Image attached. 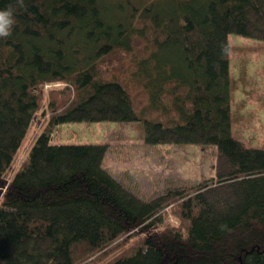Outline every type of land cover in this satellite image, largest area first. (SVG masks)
<instances>
[{"label": "trees", "instance_id": "obj_1", "mask_svg": "<svg viewBox=\"0 0 264 264\" xmlns=\"http://www.w3.org/2000/svg\"><path fill=\"white\" fill-rule=\"evenodd\" d=\"M121 2L0 0V264H264V149L233 133L229 37L264 41V0ZM72 121L216 145V176L145 200L106 145L50 144Z\"/></svg>", "mask_w": 264, "mask_h": 264}, {"label": "rangeland", "instance_id": "obj_2", "mask_svg": "<svg viewBox=\"0 0 264 264\" xmlns=\"http://www.w3.org/2000/svg\"><path fill=\"white\" fill-rule=\"evenodd\" d=\"M109 1L122 4L123 0ZM128 1L138 3V0ZM140 1L144 5L154 0ZM122 21L126 23L125 17ZM229 37L233 133L245 146L264 149V41L239 34ZM34 121L40 124L41 116L36 115ZM28 139L30 141V136ZM49 142L53 145H106L103 166L145 200L164 194L171 187L197 184L216 176V145L149 144L141 121L65 122L58 125ZM26 152L27 149H23L15 169ZM170 221L178 224L175 219Z\"/></svg>", "mask_w": 264, "mask_h": 264}, {"label": "clouds", "instance_id": "obj_3", "mask_svg": "<svg viewBox=\"0 0 264 264\" xmlns=\"http://www.w3.org/2000/svg\"><path fill=\"white\" fill-rule=\"evenodd\" d=\"M16 24V15L13 7L0 8V38L9 37ZM224 227V225H221Z\"/></svg>", "mask_w": 264, "mask_h": 264}]
</instances>
